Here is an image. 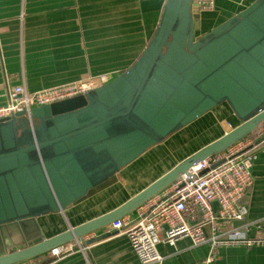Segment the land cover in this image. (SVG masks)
<instances>
[{"label": "water", "instance_id": "water-1", "mask_svg": "<svg viewBox=\"0 0 264 264\" xmlns=\"http://www.w3.org/2000/svg\"><path fill=\"white\" fill-rule=\"evenodd\" d=\"M200 25L191 0H165L148 43L116 77L84 95L0 119V264H28L123 217L264 125V0L195 36ZM223 101L237 126L113 210L45 238L37 216L104 187L121 165Z\"/></svg>", "mask_w": 264, "mask_h": 264}, {"label": "crops", "instance_id": "crops-1", "mask_svg": "<svg viewBox=\"0 0 264 264\" xmlns=\"http://www.w3.org/2000/svg\"><path fill=\"white\" fill-rule=\"evenodd\" d=\"M164 1L0 0V104L6 102L7 91L16 85L23 84L33 91L86 78L100 85L116 77L148 43ZM253 1L214 0L211 10L200 13L201 25L195 36ZM239 123L226 102L218 103L121 165L104 187H95L63 211L37 216L41 232L49 238L113 210L180 160ZM263 127L259 125L256 132L264 131ZM208 134L203 142V136ZM194 136H202L200 144L186 147ZM250 173L252 185L240 200L247 208L245 217L218 229L239 228L249 239L261 241L219 246L207 264H264V140L254 150ZM137 207L121 218L135 220ZM110 223L67 242L73 250L58 257L48 250L29 258L28 264H139L128 238L111 230ZM204 233L209 237L210 228H204ZM91 238L94 239L89 241ZM210 248V240L193 244L189 236L179 238L173 245L156 246L163 256L161 264H204Z\"/></svg>", "mask_w": 264, "mask_h": 264}, {"label": "built area", "instance_id": "built-area-1", "mask_svg": "<svg viewBox=\"0 0 264 264\" xmlns=\"http://www.w3.org/2000/svg\"><path fill=\"white\" fill-rule=\"evenodd\" d=\"M191 1L200 13L214 6V0ZM96 85L92 78H86L33 91L23 84L13 86L7 91L6 102L0 104V119L20 111L28 114L32 107L84 95ZM256 130L221 152L198 161L161 192L138 205L135 220L118 218L110 223L111 230L128 238L139 264H161L163 256L157 251V244L173 245L184 236H189L193 244L210 240L211 252L204 258V264L214 257L219 246L261 241L249 239L239 228L218 229L225 223L242 220L246 215V205L240 200L252 185L250 165L255 148L264 140V131ZM206 227L211 231L209 237L204 233ZM73 248L65 243L49 251L58 257Z\"/></svg>", "mask_w": 264, "mask_h": 264}, {"label": "rangeland", "instance_id": "rangeland-1", "mask_svg": "<svg viewBox=\"0 0 264 264\" xmlns=\"http://www.w3.org/2000/svg\"><path fill=\"white\" fill-rule=\"evenodd\" d=\"M193 131L195 132V130H193ZM193 135H195V133H194ZM201 139H202V136H200V137H195V136H194V140H193V142L190 143L189 145H186V147H188V148H193V147L199 145ZM186 147H185V148H186ZM181 152H182V150L180 151V153H181ZM134 218H135V216H133V219H134Z\"/></svg>", "mask_w": 264, "mask_h": 264}, {"label": "trees", "instance_id": "trees-1", "mask_svg": "<svg viewBox=\"0 0 264 264\" xmlns=\"http://www.w3.org/2000/svg\"><path fill=\"white\" fill-rule=\"evenodd\" d=\"M194 133H196V132H194ZM194 133H193V134H194ZM208 136H209V134H208V135H204V136H203V139H202V140H203V142H204V141H206V139H208Z\"/></svg>", "mask_w": 264, "mask_h": 264}]
</instances>
